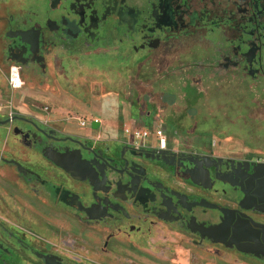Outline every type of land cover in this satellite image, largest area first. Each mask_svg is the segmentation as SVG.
I'll list each match as a JSON object with an SVG mask.
<instances>
[{
    "label": "flooded vegetation",
    "instance_id": "af4514ba",
    "mask_svg": "<svg viewBox=\"0 0 264 264\" xmlns=\"http://www.w3.org/2000/svg\"><path fill=\"white\" fill-rule=\"evenodd\" d=\"M0 264H264V0H0Z\"/></svg>",
    "mask_w": 264,
    "mask_h": 264
},
{
    "label": "rangeland",
    "instance_id": "374dc122",
    "mask_svg": "<svg viewBox=\"0 0 264 264\" xmlns=\"http://www.w3.org/2000/svg\"><path fill=\"white\" fill-rule=\"evenodd\" d=\"M100 60L98 64H101ZM124 77L118 76L117 72H97L94 70H89L87 73L82 74L80 77V81L84 82V84L71 86V95L70 97L77 95L78 96V108L79 110L75 115L71 116L68 120L78 126L83 121H87L88 123L93 122V120H101L103 119L107 123L109 121L105 120L102 115L104 112H108L109 114H114V107L112 105V101L116 94L119 93L122 89H124L125 79ZM77 83V81H75ZM120 90V91H119ZM94 94V96H93ZM101 97V100H99ZM65 98V96L61 97ZM108 104L105 106L104 104ZM91 127V124L88 126ZM123 134V132H122ZM152 139H147L145 141V145L151 146ZM141 142V141H137Z\"/></svg>",
    "mask_w": 264,
    "mask_h": 264
},
{
    "label": "built area",
    "instance_id": "2783aa9c",
    "mask_svg": "<svg viewBox=\"0 0 264 264\" xmlns=\"http://www.w3.org/2000/svg\"><path fill=\"white\" fill-rule=\"evenodd\" d=\"M19 82H20V79H19L18 74L13 72L11 75L12 86L18 89ZM91 123H88L87 121H83L82 123H80V126H87ZM123 135L128 139L129 144L136 148H149V147L153 148L158 145L160 146L164 145L163 132L160 129L155 130L154 132H151L147 128L126 127L123 131ZM151 137L155 139L156 144L152 143L151 146L145 145V141L147 139H150ZM137 141H141V142L139 143Z\"/></svg>",
    "mask_w": 264,
    "mask_h": 264
}]
</instances>
